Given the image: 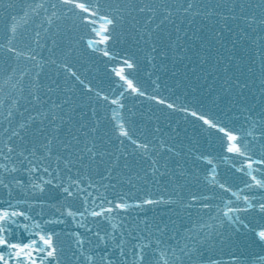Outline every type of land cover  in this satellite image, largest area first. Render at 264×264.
I'll list each match as a JSON object with an SVG mask.
<instances>
[{
  "label": "snow or ice",
  "instance_id": "snow-or-ice-1",
  "mask_svg": "<svg viewBox=\"0 0 264 264\" xmlns=\"http://www.w3.org/2000/svg\"><path fill=\"white\" fill-rule=\"evenodd\" d=\"M46 2L48 0L39 3L19 0L21 19L27 22L30 13L39 16L38 10L47 12ZM3 7L15 8L16 4L10 2ZM51 8L47 18L49 26L53 17L66 20L72 25L67 28L71 33L78 27L76 21L79 20L80 25L89 28L90 34L98 37L87 42L89 49L101 50L100 45H103V55L110 57V42L124 38L144 51L146 58L150 57L149 63H163L170 53L174 58H179L181 52L186 55L188 39L196 37L191 26L197 18L201 23L213 20L215 25H221L218 31L213 28V39L221 48L226 47V30L235 32V39L230 41L233 48L241 40L250 47L255 46L249 53L248 71L260 80L259 91L264 96V0H255V3L251 0H55ZM9 19L11 27L0 35V190H3L0 191V264H204L205 260L209 264H220L208 256V251L214 247L213 242H223L221 238L225 233L210 221H216L219 226L226 224L232 232H239L241 227L249 230V224L255 220V217L248 220L249 213H257L264 219V179L253 174L261 172L254 169L253 164L264 165V106L255 114L256 118L245 116L248 127L241 125L237 134L204 115L190 113L209 128L224 134L227 153L251 161L247 163L246 175L255 183L246 180L243 183L251 191L258 190L257 195L238 196L217 179L216 169L212 168V176H205L209 190L219 187L237 196V201L243 204V207L239 204L227 207L222 215L216 205L218 211L213 216L211 211H205L212 208L207 201L223 200V197L192 192L189 177L192 170L186 172L179 160L174 161L179 168L173 166L165 155L179 156L174 148L165 147V141L153 144L135 139L131 126L118 112L125 107L120 100H112L117 108L112 109V127L107 131H102L101 121L94 120L88 112L77 114L75 90L67 81L74 78L80 85L85 81L68 61L58 62L60 42L47 37L42 43L39 31L32 38L18 34L17 16L10 15ZM237 21L243 26L237 23L234 30L232 23ZM249 30L259 35L258 40L256 35L249 40ZM48 39H51V47ZM45 52L49 55L45 56ZM134 56L135 53L123 59L124 67L116 75L132 93L144 96L129 78L130 73L125 74V69H136ZM256 57L259 58L258 76L253 67ZM50 66H55L54 70H49ZM226 83L239 89L238 96H244V89L249 87L248 81H241L238 76L229 78ZM82 91L90 93L92 89ZM96 95L99 97L100 93ZM103 99L108 100V97ZM158 103L166 101L160 99ZM166 106L174 108L172 103ZM89 111L96 115L90 106ZM180 111L188 110L181 108ZM256 131L259 138L254 135ZM109 142L115 147L110 149ZM127 143L132 145L131 151L125 146ZM253 154L260 159L253 160ZM199 159H205L208 165L213 163L203 154L195 157ZM239 170L245 171L243 167ZM261 175L264 176V172ZM192 176L199 182L200 177L195 172ZM149 184L165 193L171 187L178 198L173 200L171 195H160L135 199L131 196V189L139 185L141 190L147 191ZM117 185L128 187L129 193L117 191ZM185 189L188 197L182 194ZM51 192L59 196L54 203L50 202ZM234 203L227 201L228 205ZM146 206H170L175 218H143L140 212ZM46 214L50 215L49 219H43ZM36 216L41 220H36ZM19 218L32 221V228L39 231L32 232ZM68 223L83 232L64 231L67 239H61L56 226ZM49 225L53 227L49 229ZM256 227L260 229L256 232L259 241L264 242V225ZM14 228L23 229L29 241H21ZM13 235L17 236L16 240L11 239Z\"/></svg>",
  "mask_w": 264,
  "mask_h": 264
},
{
  "label": "water",
  "instance_id": "water-1",
  "mask_svg": "<svg viewBox=\"0 0 264 264\" xmlns=\"http://www.w3.org/2000/svg\"><path fill=\"white\" fill-rule=\"evenodd\" d=\"M10 2H15L16 7L5 9L3 5ZM32 2L39 3L41 0H32ZM54 2L55 0H48L44 5L48 9L47 12L38 10L39 16L30 13V18L25 22L21 19L23 12L20 11L19 0H0V35L11 27L12 21L9 16L16 15L18 34L23 33L32 38L39 31L42 43L47 37L60 42V49L57 50L58 62L68 61L73 70L85 81L84 85H80L74 78L67 81V84L75 90L74 98L79 105L77 114L81 111L88 112L94 120L101 121L102 131H107L112 127L110 123L114 116L112 109L117 108V105L112 104V100H120L125 107L118 109V112L124 116L126 124L131 126L130 130L135 133V139L141 142L152 141L153 144L165 141V147H172L175 152L179 153V156L174 158L165 153L173 166L179 168L174 163L175 160H179L186 172L191 169L200 177L199 182H197L195 176H192V172H189L192 192H196L198 195L203 193L209 197L213 195L223 197V200L217 198L207 201L212 205V208L205 211H211L213 216L218 211L216 205H219L222 215L223 211H227V207H235L237 204L243 207V204L237 201V196H233L231 192H225L219 187H211L209 190L210 186L207 184L205 176H212V168L216 169L217 179L221 183H225L226 187H231L238 196L258 194V190L251 191L243 183L245 180L253 185L255 183L250 176L246 175L249 171L247 163L251 161L247 157L227 153L226 145L228 142L224 134L209 128L203 124V121L190 114L195 111L198 115H204L206 118L219 122L221 126L232 130L234 134H237L241 125L248 127L245 124V116L256 118L255 114L261 112L262 106H264V96H261L259 91L260 80L253 77L252 73L248 71V57L252 48L255 47L254 45L250 47L249 43L241 40L236 48H233L230 41L235 39V32L226 30L224 34L226 47L221 48L220 44L213 39L215 35L213 28L218 31L221 25H215L213 20L201 23L200 19L197 18V22L191 26L192 30L196 32V37L188 39V43L185 45L186 55L181 52L179 58H174L173 54L170 53L169 57L163 60V63L157 61L149 63L150 57L146 58L144 51L134 46L131 40L124 38H121L119 42H110L108 51L112 55L110 57L104 56L103 49L105 46L100 45L101 50L97 51L87 47V42L90 39H98V37L90 34L89 28L80 25L79 20L76 21L78 27L71 33L67 32V28L72 25L66 20H56L53 17V23L49 26L47 18L51 14V4ZM251 2L255 3V0H251ZM237 23L243 26L240 21L234 22L232 23L234 30H236ZM40 24H43L44 27H38ZM253 35H256L258 40L259 35L249 30V40ZM48 46L51 47V39H48ZM133 53H135L133 59L137 67L135 70L125 69V74L130 73L129 78L145 93L144 96L132 93L130 89H127L125 82L116 75V72L124 67L123 59L132 56ZM44 55L48 56L49 53L45 52ZM258 63L259 58L256 57V64L253 67L256 68L257 76L259 75ZM154 64L156 67H153ZM54 67L50 66L49 70H54ZM237 76L241 81H248L249 87L244 89V96H238L239 89L232 88L226 83L229 78L235 79ZM60 79L63 82V75ZM88 87L92 89L90 93L82 91ZM97 92L100 93L99 97L96 95ZM104 96H107L108 100H104ZM151 97H156V99H151ZM160 99H164L166 103H158ZM167 103H172L174 108H168ZM89 106L95 109V116L89 111ZM181 108H186L188 111H180ZM249 109L251 112L246 111ZM254 135L259 138L258 131L254 132ZM248 139L251 140V137ZM112 140H116L115 135L112 136ZM125 146L131 151L132 145L130 143ZM108 147L112 149L115 145L109 142ZM201 154L212 159L213 163L208 165L205 159L195 160V157H199ZM223 157H228V159H223ZM252 159L258 160L260 157L253 154ZM241 167L245 169L244 172L239 170ZM253 168L261 169V172H264V165L253 164ZM261 172L254 171L253 174L258 179H264ZM117 191L129 193V188L117 185ZM182 194L188 197V190H182ZM50 195L51 203L59 199L56 192H51ZM160 195H171L173 200L178 198L172 193L171 187L168 193L159 188L153 189L151 184L148 185L147 191L141 190L139 185L137 188L131 189V196L135 199L158 198ZM47 198L45 197V199ZM228 200L235 203L228 205ZM3 207L6 208L7 205ZM19 207L24 210L23 205ZM45 211L48 212L47 209ZM140 215L148 220H152L153 217L157 220H167L169 216L175 218L170 206L158 208L146 206L141 210ZM253 217L255 220L249 224V230L241 227L239 232H232L226 224L219 226L216 221H210V223L216 224L218 230L224 232L225 236L221 238L222 243L213 242L214 247L209 249L208 256L212 260L219 261L220 264H264V242L259 241L256 235V232L260 230L256 226L257 224L264 225V219L257 213L248 214L249 221H252ZM49 218L50 215L47 214L43 217V219ZM35 219L41 220V217L36 216ZM205 219L207 220L208 217L205 216ZM19 222L28 224L32 232L39 231V229L32 228V221L19 218ZM52 227L51 225L48 226L49 229ZM73 230L83 232V229H75V225L72 223L56 226V231L61 233V239L65 240L67 238L63 236V232ZM14 232L19 233L21 241H29L30 238L23 229L14 228ZM229 237H231L230 240ZM11 239L16 240L17 236L13 235ZM38 255L34 254V256ZM204 264H209V261L205 260Z\"/></svg>",
  "mask_w": 264,
  "mask_h": 264
}]
</instances>
